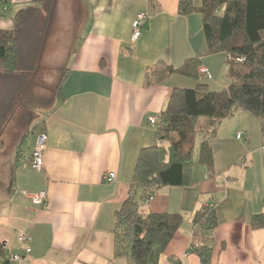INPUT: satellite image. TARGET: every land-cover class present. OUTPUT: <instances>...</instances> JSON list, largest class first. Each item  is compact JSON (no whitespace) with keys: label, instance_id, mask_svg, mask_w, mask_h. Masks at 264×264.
<instances>
[{"label":"crops","instance_id":"crops-1","mask_svg":"<svg viewBox=\"0 0 264 264\" xmlns=\"http://www.w3.org/2000/svg\"><path fill=\"white\" fill-rule=\"evenodd\" d=\"M178 1L85 0L89 18L39 132L46 135L43 166L23 165L19 151L14 194L6 203L0 198L4 264H130L114 256V212L128 196L139 149L157 143L149 118L157 120L172 88L196 84L171 74L145 86L146 72L159 62L177 67L195 58L209 70L211 79L201 81L211 89L228 84L227 55L208 52L202 15L179 14ZM138 12L148 18L131 43ZM238 112L209 142L211 175L197 158L189 184L157 187L151 201H143L145 211L182 216L160 264H201L203 243L212 250L209 264H264V229L250 226L251 217L264 212V133L257 117ZM257 162L263 176L253 173ZM107 172L115 175L110 182ZM39 190L47 192L42 207L27 195ZM203 206L215 209L218 224L195 235L192 218ZM22 232L31 237V252L19 263L11 256L23 254Z\"/></svg>","mask_w":264,"mask_h":264},{"label":"trees","instance_id":"trees-1","mask_svg":"<svg viewBox=\"0 0 264 264\" xmlns=\"http://www.w3.org/2000/svg\"><path fill=\"white\" fill-rule=\"evenodd\" d=\"M31 1L37 5L19 8L13 16V28H0V79L3 83L14 80L19 73L23 35L32 26L38 29L42 17L47 14L48 18L54 8L55 0ZM11 3L12 0H0V10L7 9ZM177 11L181 15L192 12L202 15L208 52L227 55L228 84L221 90L211 89L201 81L199 62L195 58L186 59L177 67L159 62L146 72L145 86L159 83L171 74L190 78L196 84L174 87L170 91L155 121L157 143L139 149L128 196L114 212V256L126 257L130 264H160L163 252L177 233L182 222L179 213H155L141 206L157 187L189 184L197 134L204 135L198 162L205 165L211 175L209 142L225 118L237 111H247L261 121L264 133V0H202L198 7L192 0H179ZM64 75L57 83V95ZM19 155L17 151L15 165ZM192 222L195 235L199 230H212L218 224L215 209L201 207L194 213ZM250 226L264 229V212L254 214ZM197 251L201 264H209L211 247L203 243ZM6 260L0 243V264Z\"/></svg>","mask_w":264,"mask_h":264},{"label":"rangeland","instance_id":"rangeland-1","mask_svg":"<svg viewBox=\"0 0 264 264\" xmlns=\"http://www.w3.org/2000/svg\"><path fill=\"white\" fill-rule=\"evenodd\" d=\"M27 5L37 4L31 0H14L7 9L0 10V28H13L14 14ZM88 18L85 0H55L48 18L47 14L42 17L40 29L32 26L23 35L19 60L22 65L17 76L12 81L6 79L7 83L0 79V198L5 203L14 194L12 179L18 168V164L14 166L17 151L23 155L31 153L46 110L56 102L55 84L64 73ZM225 77L228 79L226 74ZM224 88L219 86L218 90ZM203 138V134H197L195 165ZM260 169L258 162L255 163L253 173L263 176Z\"/></svg>","mask_w":264,"mask_h":264},{"label":"built area","instance_id":"built-area-1","mask_svg":"<svg viewBox=\"0 0 264 264\" xmlns=\"http://www.w3.org/2000/svg\"><path fill=\"white\" fill-rule=\"evenodd\" d=\"M5 8V7H3ZM148 15L144 12H138L135 17L133 18L131 22V37H130V42L135 43L138 38L141 35L142 28L144 27L145 23L147 22ZM198 72L200 76L203 79L209 80L211 79V74L209 70L204 67V66H199L198 67ZM149 121L151 123H155V118L150 117ZM241 137V133H237V138ZM45 140H46V135L44 133H40L37 138L36 142L34 145V148L30 155H23L22 156V162L23 165L26 163H29V165L34 168V169H41L43 166V150L45 148ZM114 173L113 172H107L104 175L105 181L110 182L114 178ZM153 193L146 199V202H150L151 199L153 198ZM28 197L30 198L32 204L36 206H45L47 203V192L46 190H39L37 192H32V193H27ZM18 240L21 244H23V254H13L11 256V259L20 262L25 261L28 259V256L31 252L29 242L31 240V237L27 233H20L18 235ZM198 245V244H197ZM196 244L193 246H197Z\"/></svg>","mask_w":264,"mask_h":264},{"label":"water","instance_id":"water-1","mask_svg":"<svg viewBox=\"0 0 264 264\" xmlns=\"http://www.w3.org/2000/svg\"><path fill=\"white\" fill-rule=\"evenodd\" d=\"M7 264V263H6Z\"/></svg>","mask_w":264,"mask_h":264}]
</instances>
